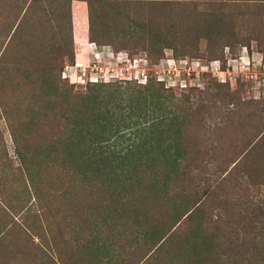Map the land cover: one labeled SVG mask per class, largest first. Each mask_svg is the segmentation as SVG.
Segmentation results:
<instances>
[{"label":"trees","instance_id":"obj_1","mask_svg":"<svg viewBox=\"0 0 264 264\" xmlns=\"http://www.w3.org/2000/svg\"><path fill=\"white\" fill-rule=\"evenodd\" d=\"M83 39L100 61L264 55V0H0V264H264V98L81 71L78 91Z\"/></svg>","mask_w":264,"mask_h":264},{"label":"rangeland","instance_id":"obj_2","mask_svg":"<svg viewBox=\"0 0 264 264\" xmlns=\"http://www.w3.org/2000/svg\"><path fill=\"white\" fill-rule=\"evenodd\" d=\"M73 3H75V9L73 10L71 8V25L72 36L75 41L72 19L78 16L74 14L80 13L84 7L86 9V3L72 1L71 6ZM155 13L158 14L156 10ZM82 16L83 20L81 23L78 21V25L81 28L80 31H83L85 27L84 15ZM52 26L54 28L55 23L52 22ZM113 50L115 51V49ZM1 51L2 49H0V53ZM79 52L80 47L79 51L75 54V64ZM119 56L123 57L121 62L112 58L102 59L97 63V66L101 70L97 67L98 70L94 71L93 74L101 76L103 73H106L111 80L130 82L135 85L144 84L149 79H155L156 81L162 82L166 87H171L176 90L185 87L198 88L208 82L216 80L221 84L229 86L232 91H240L243 98L246 96L253 97L254 99L264 98V55L258 52L255 47H253L251 51L243 48L237 56H228L226 60L213 61L190 57L176 58L169 50H166L162 58L157 60L151 59L146 53L138 52L134 54L130 50H126ZM79 57H81V62L79 63L87 65L92 55L89 56L90 59H88L85 54ZM5 58L6 61H9V58ZM80 71V69L79 72L76 71L75 88L78 91H84L86 88V81L84 77L82 79L79 78ZM85 75L86 77L90 76L91 70L87 69ZM2 122L0 121V131L4 132L6 129L3 127ZM206 175V172H203L201 175H198L196 179H192L193 181L190 183L196 186L197 180H205ZM11 247L14 246L11 245ZM24 251L25 248L23 249L20 247V252L22 253ZM20 264H23V262H20ZM209 264L228 263H224L223 261H219L218 263L217 260H210Z\"/></svg>","mask_w":264,"mask_h":264},{"label":"crops","instance_id":"obj_3","mask_svg":"<svg viewBox=\"0 0 264 264\" xmlns=\"http://www.w3.org/2000/svg\"><path fill=\"white\" fill-rule=\"evenodd\" d=\"M74 4L75 3H73V5H72L73 10L75 9ZM74 15H84V18H85V15H86L85 7L82 9V11H80V13L74 14ZM74 18H76V17H74ZM84 33H85L84 37L88 36V34H87L88 32L86 30ZM79 47H80V52L77 54V60H76L77 62H81L80 61L81 57H79V56L84 55V54L88 57V59H90L89 56L94 55L96 53L108 54V52H109V48L107 46L97 47V45H95L94 43H90L88 40H84V39L82 41L81 40L79 41Z\"/></svg>","mask_w":264,"mask_h":264},{"label":"built area","instance_id":"obj_4","mask_svg":"<svg viewBox=\"0 0 264 264\" xmlns=\"http://www.w3.org/2000/svg\"><path fill=\"white\" fill-rule=\"evenodd\" d=\"M96 57V58H95ZM94 59L96 60V62H93V61H91V60H89V62H88V64L87 65H84V64H81V63H79V62H76V64H75V67L77 68V69H80L81 70V75L82 76H85V73L87 72V69H90L91 70V76H92V73L94 72V71H97L98 70V66H97V63H99V61H100V59H101V55L100 54H98V53H96V54H94ZM116 60H118V61H122V59L120 58V57H118V58H116ZM136 62V61H135ZM98 67V68H97ZM100 69V68H99ZM101 70V69H100ZM104 75H107L106 73H103ZM95 76H93V77H90V81H92V82H96L97 81V74H94ZM66 76H67V74H66Z\"/></svg>","mask_w":264,"mask_h":264}]
</instances>
